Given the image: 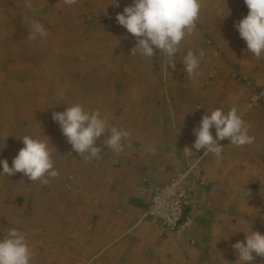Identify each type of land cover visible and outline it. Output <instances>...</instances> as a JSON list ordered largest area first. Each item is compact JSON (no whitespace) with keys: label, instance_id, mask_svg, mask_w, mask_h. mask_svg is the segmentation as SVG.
<instances>
[{"label":"crops","instance_id":"crops-1","mask_svg":"<svg viewBox=\"0 0 264 264\" xmlns=\"http://www.w3.org/2000/svg\"><path fill=\"white\" fill-rule=\"evenodd\" d=\"M113 2L0 0V160L11 167L20 138L47 136L60 172L47 185L19 172L0 176V238L8 228L24 232L32 264H236L232 245L244 232L264 234V97L250 106L264 91V59L248 53L234 28L248 13L244 0H201L196 30L181 45L205 51L198 85L179 60L173 71L162 53L130 57L135 37L116 20L113 28L88 22ZM33 20L45 39H27ZM76 103L130 132L119 156L102 144L107 134L97 141L100 160L70 153L52 113ZM233 105L254 143L220 141L219 159L194 149L202 116ZM191 165L181 190L194 191L192 221L175 236H163L156 220L140 223L153 189Z\"/></svg>","mask_w":264,"mask_h":264},{"label":"clouds","instance_id":"clouds-1","mask_svg":"<svg viewBox=\"0 0 264 264\" xmlns=\"http://www.w3.org/2000/svg\"><path fill=\"white\" fill-rule=\"evenodd\" d=\"M63 2L73 6L80 0ZM244 4L248 13L234 23V28L245 42L248 53L256 60H262L264 0H244ZM112 5L119 7L120 0H114ZM201 9V0H132L122 12L116 14L115 20L135 37L130 57L139 56L152 60L157 52L162 53L168 69L176 70V62L179 60L183 65V72L193 84L198 85L205 51L189 49L181 52V45L194 34ZM228 13L230 15L229 10ZM47 35L44 25L36 20L31 22L27 39H45ZM58 95L63 96V90ZM52 119L58 123L62 134L72 146V151L78 153L86 162L102 158V149L97 146V141L102 135L107 134L102 144L117 156L124 151V142L130 136V132L122 127L109 126L107 118L99 109L85 110L79 103L67 105L62 112L54 111ZM213 128L215 136L211 131ZM250 132L251 125L243 119L242 113L235 105L227 112L223 108H215L206 112L199 125L194 128L195 141L192 147L196 150L203 149V155L211 153L219 159L224 148L220 141L227 139L230 145L236 147L250 145L255 141ZM44 137L40 139L25 135L20 138L24 146L12 160V166H9L7 159L0 160V176L10 177L19 172L31 182L38 181L41 185H47L50 179L58 178L60 172L55 168L52 158L55 147L50 146L53 144L49 137ZM186 149L190 148L184 150ZM4 233L3 238H0V264H32L34 251L26 234L17 228H8ZM244 233L245 240L232 245L237 255L236 264H252L257 257L264 258V234L252 228Z\"/></svg>","mask_w":264,"mask_h":264},{"label":"built area","instance_id":"built-area-1","mask_svg":"<svg viewBox=\"0 0 264 264\" xmlns=\"http://www.w3.org/2000/svg\"><path fill=\"white\" fill-rule=\"evenodd\" d=\"M122 6L112 5L110 8L100 11L97 14L89 15L88 22H102L113 28V21L118 12H122ZM264 97V91L257 93L251 103V107H257ZM70 153H74L71 151ZM196 165H191L185 173L179 174L170 183L163 187L155 188L152 191V198L148 207L139 216V222L156 220L163 236H175L178 231L192 221L188 212L195 200L194 191L184 194L181 185L186 177L191 176Z\"/></svg>","mask_w":264,"mask_h":264}]
</instances>
